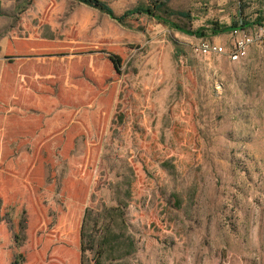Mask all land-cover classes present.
Segmentation results:
<instances>
[{"label":"rangeland","instance_id":"1","mask_svg":"<svg viewBox=\"0 0 264 264\" xmlns=\"http://www.w3.org/2000/svg\"><path fill=\"white\" fill-rule=\"evenodd\" d=\"M103 1L157 17L23 0L3 29L0 264H81L87 208L85 264H264V44L197 51L248 0Z\"/></svg>","mask_w":264,"mask_h":264},{"label":"trees","instance_id":"2","mask_svg":"<svg viewBox=\"0 0 264 264\" xmlns=\"http://www.w3.org/2000/svg\"><path fill=\"white\" fill-rule=\"evenodd\" d=\"M79 3L85 4L87 6L93 7V8H97L99 10H101L102 12L106 13L110 18L116 20L117 22H119L120 24L124 23L126 19L136 16V15H149V16H153V17H157L156 15V8H151L150 6H139L133 9H129L126 10L121 16H117L113 9L103 0H75ZM243 0H240V2L242 3ZM241 7L243 8L244 6L241 5ZM245 9V8H243ZM182 16H185L184 14H182ZM261 19H259V21H255L256 23H254L255 25H260L261 24ZM163 22L165 24H168L169 26L177 29L178 31L186 34V35H190V36H197V37H203L204 34L202 31H190L187 29H184L182 27H180L179 25H177L176 23L170 21V20H163ZM214 24V31L213 34L219 35V34H224V33H229V32H233L234 30H236L237 28H242L245 29L249 26H251L250 24L246 23L244 20H241L240 22H234L232 25L229 26H218V23L215 22ZM114 61V60H113ZM116 64H118L117 61ZM120 214V213H119ZM93 215V210L90 208H87L84 214V218L82 221V225H81V230H80V238H81V252H82V256H81V264H85L84 262V252L86 251L87 248V244L89 242V236L87 235V232L90 231L91 229V223L93 224V227L98 224L100 221L98 219H94L92 217ZM121 216V215H119ZM108 226V225H107ZM106 226V228H107ZM130 252H128V254H130ZM24 263V256L22 254H19L18 257L15 259V261L13 262V264H23Z\"/></svg>","mask_w":264,"mask_h":264},{"label":"crops","instance_id":"3","mask_svg":"<svg viewBox=\"0 0 264 264\" xmlns=\"http://www.w3.org/2000/svg\"><path fill=\"white\" fill-rule=\"evenodd\" d=\"M22 1L23 0H0V59H3L5 54L13 49L12 47H9V36H3V29L5 27H8L7 29H9L13 25L15 17L17 16V9L21 6ZM243 1L245 3L247 0ZM261 3H264V0H248L247 6L243 5L245 6L243 20L251 25L245 28V30L249 31L250 27L264 25V6L263 9L258 7V10L253 12V8H255L256 5L259 6ZM259 19H261V24L255 25V21L258 22ZM4 37L7 39H2Z\"/></svg>","mask_w":264,"mask_h":264},{"label":"built area","instance_id":"4","mask_svg":"<svg viewBox=\"0 0 264 264\" xmlns=\"http://www.w3.org/2000/svg\"><path fill=\"white\" fill-rule=\"evenodd\" d=\"M257 39L264 44V25L258 27ZM235 35L234 41L228 48L217 42H211L208 40L200 41L197 47L199 54L206 56L211 54H228L229 58L233 61H238L246 55L247 47L254 41L252 36L247 30L237 28L232 32ZM226 49H230L227 51Z\"/></svg>","mask_w":264,"mask_h":264}]
</instances>
